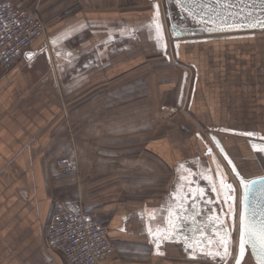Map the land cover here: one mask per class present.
Segmentation results:
<instances>
[{
	"label": "crops",
	"instance_id": "obj_1",
	"mask_svg": "<svg viewBox=\"0 0 264 264\" xmlns=\"http://www.w3.org/2000/svg\"><path fill=\"white\" fill-rule=\"evenodd\" d=\"M13 1L35 10L48 23V32L15 65L0 70V264H67L59 250L45 245L47 225L61 203L91 210L115 237L117 252L103 264H225L206 255L222 251L217 242L226 231L233 254L232 193L219 180L224 177L227 184L238 178L229 159L245 180L264 176V152L253 147L264 146V77L253 85L261 124L250 130L221 125L227 121L224 105L200 81L205 65L190 62L196 76L192 92L187 72H182L183 84L170 80L151 88L150 59L154 65L173 63L161 0ZM156 23L162 25L159 41ZM220 41L196 43L216 47ZM187 44L174 46V57L200 59L199 52L187 51ZM134 72L141 73L143 82H135ZM250 87L243 77L239 101ZM135 89L142 91L136 100ZM150 91L159 97L151 101ZM188 104L219 129L212 134L223 144L230 169L208 153L179 110L169 117L170 124L158 120L150 127L156 117L150 106ZM135 106L140 113H134ZM116 124H125V131L114 130ZM74 146L80 153L79 174L61 172L58 159ZM238 154L252 159L246 168ZM185 197L182 235L163 239L157 249L148 228L157 237L169 235V210L174 220ZM193 212L199 213L195 224ZM200 225L203 233L196 230Z\"/></svg>",
	"mask_w": 264,
	"mask_h": 264
},
{
	"label": "rangeland",
	"instance_id": "obj_2",
	"mask_svg": "<svg viewBox=\"0 0 264 264\" xmlns=\"http://www.w3.org/2000/svg\"><path fill=\"white\" fill-rule=\"evenodd\" d=\"M35 11V10H33ZM36 12V11H35ZM37 13V12H36ZM40 17V16H39ZM41 18V17H40ZM222 41V44L216 47L201 45V43H190L188 45L189 52H199V58L196 60H188L182 62L178 58L174 57L176 55L174 48V41L169 38L170 42V52L172 53V62L165 63L164 65L155 64L152 59H150V64L147 66L146 70L149 69V79L152 89H155V86L159 82H168L170 80H175L178 83H181L186 77L193 78L191 84V92L195 86V73L194 68L191 66L190 62L199 63L198 66L205 65L207 70L204 74L201 75L200 81L204 88L210 89L215 95V100L217 98L223 103L224 118L227 121L221 122V125H228L233 128H244L245 130L256 129L261 123L259 122L258 110L259 107L255 106L256 98H254V83H261L263 79L264 72V30L255 32V37H222L219 38ZM202 40H199V42ZM196 43V44H195ZM200 44V45H199ZM197 46V47H196ZM219 52L218 55H211V53ZM208 53V55H207ZM205 54V55H204ZM140 59L135 58V62ZM161 64V63H160ZM244 68L246 70H244ZM137 71V70H136ZM135 71V72H136ZM132 75L135 82H143L141 73H135ZM159 72L160 78H157L156 74ZM182 72H187L185 77ZM243 77L246 82L251 84V89H247L245 100H238V83L243 81ZM185 78V79H184ZM183 84V82H182ZM211 87V88H210ZM157 88V87H156ZM194 90V89H193ZM141 92L139 90H134V99L141 98ZM151 101L154 98L159 97L158 91H150ZM188 93V94H187ZM161 94V93H160ZM165 94H168L166 92ZM190 90L186 92V98L188 99ZM163 95V94H161ZM160 95V96H161ZM184 95V94H183ZM188 95V96H187ZM184 98V97H182ZM181 98V99H182ZM168 99V98H167ZM183 100V99H182ZM181 100V103H183ZM221 103V102H220ZM245 105V106H244ZM225 107V108H224ZM120 110V109H119ZM134 113H140L139 107H134ZM138 110V112H136ZM180 111L188 120V124L191 129L201 136L204 145L207 149H213V154L217 157L218 161L222 164H225L228 169V164L223 158L221 151L217 148L215 141L212 138L213 131L216 133L219 131L217 128H211L213 123L209 120H202L199 116L191 111L188 106H169L166 107H157L150 106L151 116L156 115V117L149 123L150 127L157 125V121H161L162 124H170L169 117L175 113V111ZM120 114V113H119ZM165 120V121H164ZM165 122V123H164ZM217 125V124H216ZM125 124H116L114 130L125 131ZM139 129V128H138ZM226 133V132H223ZM230 133V132H229ZM228 133V134H229ZM76 143V140H73ZM237 150V149H235ZM76 160L77 169L70 172L71 174H79V165H80V153L76 146L73 147L71 152L67 155L60 156L58 163L60 166L61 172L63 171V166L60 163V159L65 156H72ZM239 160H241V165L246 166L252 159L248 155L238 154ZM245 167V168H246ZM66 173V172H64ZM69 173V174H70ZM233 182L237 186V202H236V217L234 219V240H233V254L230 257L228 264H232L236 257L237 250L239 251V235H240V192H239V180L238 178L233 177ZM242 194V191H241ZM238 245V249H237ZM245 263L246 264H255L251 258V254H248ZM235 264V263H234Z\"/></svg>",
	"mask_w": 264,
	"mask_h": 264
},
{
	"label": "built area",
	"instance_id": "obj_3",
	"mask_svg": "<svg viewBox=\"0 0 264 264\" xmlns=\"http://www.w3.org/2000/svg\"><path fill=\"white\" fill-rule=\"evenodd\" d=\"M47 32L48 23L24 2L0 0V70L15 65ZM60 163L66 173L77 169L73 154L61 158ZM45 245L59 250L67 264H103L117 252L116 239L99 216L82 206L72 208L65 203L56 207L47 225Z\"/></svg>",
	"mask_w": 264,
	"mask_h": 264
},
{
	"label": "water",
	"instance_id": "obj_4",
	"mask_svg": "<svg viewBox=\"0 0 264 264\" xmlns=\"http://www.w3.org/2000/svg\"><path fill=\"white\" fill-rule=\"evenodd\" d=\"M163 3L165 7L168 36L173 41H175V44H178L181 40H192L196 38L211 37L216 35H228L229 37H238L241 35L253 36L255 32L264 30V27L260 26H257L255 28L229 27V25L246 23V17L249 13H251L252 17L257 19L264 17V9H262L259 4L253 6V4L249 3V0H220L219 3H216V0H195V3L192 5L193 10L202 9L203 11L201 15H204L205 12L208 13L207 15H204L203 19H200V17L193 19L181 9L180 5L177 4V0H163ZM209 9H214L215 11L210 12ZM212 138L215 141L217 148H219L220 151L222 148L223 151H221V153H223L224 155L226 154L225 156L227 157V152L220 139L216 137L215 134H212ZM211 154H213V149H211ZM231 164L232 166L234 165L233 162ZM235 172H237V169ZM238 180L242 190V210L240 213L241 216V214L245 211V201L243 186L240 183L239 177ZM229 182L231 183V185L233 184L234 193L237 198V187L231 179H229ZM234 205L236 206V203H234ZM247 213L249 216H252L254 214L255 221L258 224L264 221V194L257 191L250 196L248 200ZM248 254H251L256 260L255 254L252 252L250 244L246 246V255L242 264H246L245 261Z\"/></svg>",
	"mask_w": 264,
	"mask_h": 264
},
{
	"label": "snow or ice",
	"instance_id": "obj_5",
	"mask_svg": "<svg viewBox=\"0 0 264 264\" xmlns=\"http://www.w3.org/2000/svg\"><path fill=\"white\" fill-rule=\"evenodd\" d=\"M220 0H216V3H219ZM195 3V0H177V4L180 5L181 9L185 11L189 16H191L193 19H196L197 17H200V19L204 18V15H207L208 13L205 12L204 15H201L202 9L200 10H193L192 5ZM249 3L253 4L255 6L256 4H259L262 9H264V0H249ZM187 5V6H186ZM156 11V17L155 19H158L159 16V6H155ZM210 12H214V9H209ZM219 15V14H217ZM226 18V17H225ZM246 23L243 24H236V25H229V27H249V28H255L257 26L264 27V17H261L259 19L254 18L251 16V13L248 14L246 17ZM215 22V21H213ZM156 39L159 41L162 39V25L159 23H156ZM211 30H217V29H211ZM246 135L252 136L255 135L254 133H246ZM254 148H256L258 151L264 152V146H257L253 145ZM221 151L223 149L221 148ZM209 153H211V149H209ZM226 155V154H225ZM230 164L232 163L231 160L228 161ZM183 165H181V168ZM219 167V165H218ZM233 171H236L235 166L233 165ZM236 175L240 178V183L243 186L244 191V207L245 211L240 216V235H239V254L236 257H232L235 261V264H242L244 261L245 255H246V246L251 245L252 252L255 254V258L258 261V264H264V221L260 222L259 224L255 221L254 214L252 216H249L247 213L248 208V200L251 195L259 191L260 193L264 194V176L258 177L256 179L252 180H245L242 176H240L239 172H236ZM219 185L221 188H226L229 192H234V189L232 188L231 184H225L224 177H221L219 180ZM259 186V187H258ZM216 186L213 184L212 191H216ZM199 197L201 199L205 196V190L203 188H200L199 190ZM189 195L192 197L193 201L196 199V192L189 189ZM182 198L180 201L179 210L175 213V219L173 220L171 217L173 216V212L169 210V219L167 220V229L166 231L169 233L167 236H159L157 237L156 233L152 232V229L149 227L148 232L149 235L153 236L154 243L156 244L157 249H159L160 242L163 239H173L175 236H181V229L184 226V221L186 217L182 216L180 213L184 211L183 209V202L184 199ZM228 199H232L231 196H228ZM206 203L211 204L212 200L208 199L206 200ZM231 211V209H230ZM199 213L193 212L192 214V221L193 224L196 223L195 217ZM219 219V218H217ZM207 221L209 223H213V217L209 215L207 217ZM197 231L203 233V225H200L196 229ZM218 246L222 248L221 250H218L216 252H209L206 253V255H210L213 257H219L221 261H224L225 264L229 257L232 256V253L229 248L230 241L228 240V232H225V237L222 238L217 242ZM189 248H192L193 245L189 243L187 245ZM200 251L203 252L204 249L200 248ZM193 255H195V251L193 252Z\"/></svg>",
	"mask_w": 264,
	"mask_h": 264
},
{
	"label": "flooded vegetation",
	"instance_id": "obj_6",
	"mask_svg": "<svg viewBox=\"0 0 264 264\" xmlns=\"http://www.w3.org/2000/svg\"><path fill=\"white\" fill-rule=\"evenodd\" d=\"M161 13L163 15V23H165V27H166V34H167V38H169L168 36V32H167V24H166V16H165V7H164V3H163V0H161ZM243 36V35H241ZM241 36H238V37H241ZM224 38V37H229L228 35H216V36H211V37H201V38H196V39H192V40H181L178 44H175V41H174V46L178 49L180 43H194V42H199V40H202V41H207V40H213V39H219V38ZM244 38L245 37H255V34L253 36H243ZM178 52L180 50H177ZM227 184H231L228 180H227ZM237 187V186H236ZM232 188H233V184H232ZM231 197L232 199H229L230 203H231V207H232V217L233 219H235L236 217V209L237 207L234 205V203L237 202V198H236V195L234 192H231ZM241 210H242V204H241ZM241 213V212H240Z\"/></svg>",
	"mask_w": 264,
	"mask_h": 264
}]
</instances>
